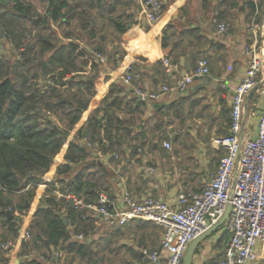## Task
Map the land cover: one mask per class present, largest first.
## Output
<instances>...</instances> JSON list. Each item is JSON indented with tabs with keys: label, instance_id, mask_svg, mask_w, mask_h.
<instances>
[{
	"label": "trees",
	"instance_id": "16d2710c",
	"mask_svg": "<svg viewBox=\"0 0 264 264\" xmlns=\"http://www.w3.org/2000/svg\"><path fill=\"white\" fill-rule=\"evenodd\" d=\"M130 4V0H9L5 6L0 4V32L15 48L8 56L0 48V264L9 263V249L3 250L2 243L16 242L37 187L44 183L95 94V79L86 75L88 68L98 67L97 54L107 56L109 61L116 54L122 58L118 47L107 53L104 44L109 29L122 35L135 23L133 14L126 11ZM262 6L250 3L251 16L255 18ZM171 27L168 25L163 31V48L168 46ZM196 32L189 31L197 37ZM205 42L200 37L197 45ZM82 43L87 47L79 45ZM190 45L196 47L192 40ZM46 55L49 78L41 83L35 71L42 68L40 62ZM109 98L105 99V107L90 115L77 139L68 143L64 163L57 167L56 178L43 195L44 207H37L29 224L31 239L22 241L21 256L26 259L21 264H43L30 257L32 250L46 260H52L49 253L64 250L73 259L88 264H99L105 259L104 255L99 257L100 251L110 250L114 234L96 241L95 220L74 210L54 193L59 185L61 191L68 189L86 200H96L98 192L108 193L109 176L91 161L93 152L116 163L115 155L128 151L132 158L144 147V132L133 133L130 128L140 119L143 102L136 98L138 102H134L127 120L115 116L123 101ZM84 139L92 144V149L83 143ZM4 211L14 217L7 220ZM135 221L137 243L153 253L158 249L157 239L163 228L149 221ZM68 223L73 226L72 231ZM73 234H83L85 238L73 241ZM88 238L92 241L88 242ZM119 251L111 249L109 253L115 255Z\"/></svg>",
	"mask_w": 264,
	"mask_h": 264
},
{
	"label": "crops",
	"instance_id": "0c3cea01",
	"mask_svg": "<svg viewBox=\"0 0 264 264\" xmlns=\"http://www.w3.org/2000/svg\"><path fill=\"white\" fill-rule=\"evenodd\" d=\"M143 1L130 0L131 4L126 11L133 14L135 23L130 24L124 34L118 35L113 29L107 32L104 44L106 52L110 53L118 47L119 52L123 53L122 58L116 54L109 61L107 56L99 54L101 58H97L98 67L92 70L88 68L86 75L95 79V94L81 120L68 136V142L57 155L52 169L46 174L44 183L37 187L34 200L24 216L26 221L19 228V237L7 253L8 264L24 263L26 257L21 256L22 241L28 240L22 234L28 229L37 207H44L43 195L49 183L55 180L57 167L64 163L68 143L77 139L78 131L90 115L105 107V99L109 96V100L117 98L123 101L121 110L115 111V116L121 119L130 118L134 102H143L140 119L131 123L130 128L133 133L142 131L145 135L144 147L132 158L127 151L122 156L115 155V163L110 161V157L93 152L91 161L103 163L104 171L109 176L108 193L113 198L120 200L125 193L138 201L153 196L176 206L180 192L188 189L201 191L216 173L219 166L218 154L225 151L215 144L214 139L230 133L226 108H231L235 89L245 76L250 60L248 50L258 44L257 28L251 24L254 18L249 4L264 5V0H161L163 13L152 24L145 20ZM214 19L226 23L228 30L219 33L212 23ZM168 25L172 26L168 31V46L163 48L161 40ZM190 30L197 31V37L190 35ZM200 37L206 41L205 44L197 45ZM102 39L105 40L104 36ZM190 40L196 47L188 46ZM79 45L86 46L83 43ZM164 59H168L170 65H165ZM202 59H208L210 74L195 78L184 92H167L156 100L143 101L133 93L131 86L123 82L126 66L132 65L141 73L140 81L135 84L151 92H158L163 85L172 84L194 71ZM261 78H264V64ZM263 108L264 98L259 89L254 90L247 97L244 106L240 133L242 139L255 137ZM164 141L171 143V151L163 146ZM150 168L154 171H149ZM16 215L19 213L16 212ZM93 219L96 229L100 225L105 227L99 236L114 234L111 243L117 242V239L118 249L122 248L119 250L127 253L132 262L156 263L145 262L141 255L150 249L137 243V221L132 220L125 226L110 227L98 218ZM151 223L160 228L158 224ZM68 228L73 230L70 223ZM160 230L157 250L160 249L163 237L162 229ZM75 235L78 234L72 235L73 241H77L73 239ZM100 237L94 239L99 241ZM225 237L229 241L230 235L224 226L205 237L195 251L193 264H212L221 260L228 244V241L225 244ZM90 241L92 238H88V242ZM258 251L261 252L262 259L252 264H264L262 245L258 246ZM55 252L49 256L52 260L39 256L35 250H32L30 257H35L43 264H74L73 260V263H67L64 257L66 251H59L58 256ZM108 256L111 257L112 254L109 253Z\"/></svg>",
	"mask_w": 264,
	"mask_h": 264
},
{
	"label": "built area",
	"instance_id": "2783aa9c",
	"mask_svg": "<svg viewBox=\"0 0 264 264\" xmlns=\"http://www.w3.org/2000/svg\"><path fill=\"white\" fill-rule=\"evenodd\" d=\"M145 20L154 23L163 13L161 0H144ZM258 14V11L257 13ZM219 33H225L227 24L213 20ZM258 27L257 24H253ZM263 44V43H262ZM264 45V44H263ZM257 44L250 47V60L245 76L238 84L232 97L230 133L226 137L214 139L215 144L223 148L225 154L221 159L216 173L201 191L184 190L177 196L176 206L166 200L147 196L138 201L129 193L120 200L109 193L100 191L94 201L69 191H61L56 185L54 193L58 199H64L74 210L85 217L98 218L110 227L125 226L132 220H144L158 224L163 228L160 250L143 253L153 262L162 264H182L187 246L198 235L215 224L230 208L225 222L229 233V241L223 258L212 264H252L262 259L258 246L264 249V108L258 122L254 138L242 139L241 128L243 111L247 97L259 89L264 98V78L261 70L264 64V53L257 49ZM97 58H101L98 54ZM165 65H170L164 59ZM210 74L207 59H202L191 73L177 79L172 84H165L160 91L151 92L136 85L141 73L132 65H127L123 73V82L131 86L133 93L141 100H156L167 92H184L195 78ZM83 143L92 149V144L85 139ZM163 146L171 151L168 141ZM117 158V156H115ZM149 171H154L150 168ZM22 221L25 223L26 217ZM22 237L31 239L26 228ZM83 234L73 237L77 241L84 240ZM14 243H2L3 250L10 249ZM58 256L59 253L55 252Z\"/></svg>",
	"mask_w": 264,
	"mask_h": 264
},
{
	"label": "rangeland",
	"instance_id": "374dc122",
	"mask_svg": "<svg viewBox=\"0 0 264 264\" xmlns=\"http://www.w3.org/2000/svg\"><path fill=\"white\" fill-rule=\"evenodd\" d=\"M41 7V5H40ZM263 15H264V5L263 7L259 8L258 10V14L256 15V17L253 19L252 23L251 24H257V31H256V38L258 40V44H257V49H259L260 51V48L261 47H264L262 43H264V20H263ZM226 24V23H225ZM227 30H228V26H227ZM226 30V31H227ZM0 48L2 49V51L8 56L10 54H13L15 52V48H13L7 41H5L3 39V37L0 36ZM259 46V48H258ZM47 58V55L44 56V62H45V59ZM46 63V62H45ZM36 73H38L37 77L38 79L42 82H45L48 81L47 79L49 78V76H47V67H46V73L43 72V67L41 69H38L37 71H35ZM227 111H228V117H229V120H228V123H229V126H231V108L227 106ZM174 129V128H173ZM227 136V135H226ZM225 136V137H226ZM223 151V150H222ZM224 152H220L218 155L219 157V163L221 161V159L223 158L224 156ZM52 169V168H51ZM18 200V199H17ZM105 229V227L103 225H100L98 229H96V234L94 235L95 238H99L101 232ZM117 242L115 243H111L108 248L110 250H101L100 251V255L99 257H101L102 255H104L105 259L104 260H100L99 264H135L134 262H132L130 259L129 256H127V253L125 252H118V254L116 253L115 255L112 254V256H108L109 252L111 251V249H118L119 246H117L119 244L118 240L116 239ZM224 241H225V244L227 243L228 241V238H224ZM120 250H122V248H119ZM149 253V252H148ZM51 253H49L50 255ZM64 257L67 261V263H71L72 260L74 262V264H88L87 262H84V263H81L77 258H74L73 259V255H70V254H67L65 253L64 254ZM72 262V263H73Z\"/></svg>",
	"mask_w": 264,
	"mask_h": 264
},
{
	"label": "water",
	"instance_id": "95a60500",
	"mask_svg": "<svg viewBox=\"0 0 264 264\" xmlns=\"http://www.w3.org/2000/svg\"><path fill=\"white\" fill-rule=\"evenodd\" d=\"M8 1L9 0H0V4L5 6L8 3ZM263 20H264V15H263ZM0 36L3 37L1 32H0ZM40 65L43 67V72L46 73V63L42 61L40 62ZM96 164H98L103 170H105L103 163L101 161L97 160ZM229 210L230 208L227 207L224 215L215 224H213L205 232L198 235L193 241L189 243V245L187 246L186 252L184 254L182 264H193L194 254H195L197 247L199 246V244L205 237H207L208 235H210L211 233H213L214 231H216L217 229L225 225L226 219L229 214ZM3 214L6 216L8 220L12 218V214L10 211H4ZM141 255L144 258L145 262H149V263L151 262V260L147 256H145L144 253H142ZM155 264H162V263L156 262Z\"/></svg>",
	"mask_w": 264,
	"mask_h": 264
}]
</instances>
